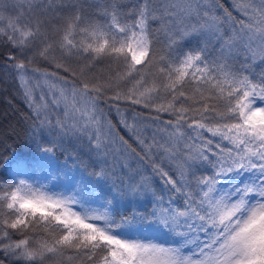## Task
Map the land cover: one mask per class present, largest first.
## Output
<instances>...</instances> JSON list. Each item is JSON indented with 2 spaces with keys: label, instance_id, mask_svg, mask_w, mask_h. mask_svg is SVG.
<instances>
[{
  "label": "snow or ice",
  "instance_id": "6c2138e0",
  "mask_svg": "<svg viewBox=\"0 0 264 264\" xmlns=\"http://www.w3.org/2000/svg\"><path fill=\"white\" fill-rule=\"evenodd\" d=\"M232 6L0 0L30 109L24 151L0 131V264H264V0Z\"/></svg>",
  "mask_w": 264,
  "mask_h": 264
},
{
  "label": "trees",
  "instance_id": "16d2710c",
  "mask_svg": "<svg viewBox=\"0 0 264 264\" xmlns=\"http://www.w3.org/2000/svg\"><path fill=\"white\" fill-rule=\"evenodd\" d=\"M91 4H100L103 6L108 0H88ZM121 3L122 7L127 10L134 2V0H118ZM220 4L223 5V8L217 9V14L221 17L224 15V9H228L233 12V15H238L233 10L231 0H219ZM90 11H98V9H89ZM227 27V25H225ZM161 40L163 37H159ZM216 42L212 41L210 47ZM15 50L10 46L0 45V131H7V134L12 135L13 139L9 140L7 143L12 146L13 149H19L24 151L23 141L25 132L27 130V117L29 116L30 109L27 105V101L24 98L23 92L24 89L21 87L19 79L15 74L10 71L11 64L8 62L7 57L9 55H15ZM30 67H37L41 71H58L53 67L49 66L46 62L37 60V62ZM260 66L257 65L256 71L259 72ZM98 72L107 73V66L97 69ZM124 90L132 87V84L124 83L122 85ZM121 111L124 113H131L132 115H142L145 118L150 116V113L147 109H141L139 106L127 104L120 105ZM107 111V109H105ZM112 123L118 124V117L115 110L113 109L110 113ZM166 116H162V119H166ZM129 122H131V117H129ZM123 134V133H121ZM66 147L69 152L73 155L79 153L85 159H87V148L86 142L84 144H77L75 142L67 141ZM75 150V151H74ZM61 159H63V154H61ZM135 165V161H131ZM147 202H142L139 204H128L126 206L129 208V214H131L133 209L143 208ZM147 211H151V207L147 208Z\"/></svg>",
  "mask_w": 264,
  "mask_h": 264
},
{
  "label": "rangeland",
  "instance_id": "374dc122",
  "mask_svg": "<svg viewBox=\"0 0 264 264\" xmlns=\"http://www.w3.org/2000/svg\"><path fill=\"white\" fill-rule=\"evenodd\" d=\"M231 2H232V0H231ZM142 202H147V200L142 199V200L140 201V203H142Z\"/></svg>",
  "mask_w": 264,
  "mask_h": 264
}]
</instances>
